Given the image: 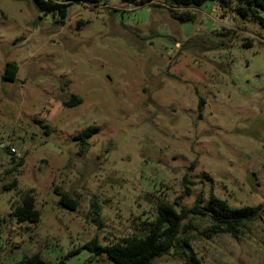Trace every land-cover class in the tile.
Segmentation results:
<instances>
[{"label":"rangeland","instance_id":"374dc122","mask_svg":"<svg viewBox=\"0 0 264 264\" xmlns=\"http://www.w3.org/2000/svg\"><path fill=\"white\" fill-rule=\"evenodd\" d=\"M152 2H72L60 21L31 0H0V264L33 253L116 264L84 244L140 233L161 202L264 207V27L236 15L237 0L189 7L190 19ZM72 95L81 101L64 105ZM28 190L39 221L17 223L11 205ZM182 223L152 264H187L189 251L203 264H264V212L238 238L209 234L207 217Z\"/></svg>","mask_w":264,"mask_h":264},{"label":"trees","instance_id":"16d2710c","mask_svg":"<svg viewBox=\"0 0 264 264\" xmlns=\"http://www.w3.org/2000/svg\"><path fill=\"white\" fill-rule=\"evenodd\" d=\"M38 11L47 13L58 11L63 21L67 8L72 2H83L85 0H31ZM128 4L142 5L150 3L156 5L152 0H123ZM173 15L181 19H190L192 14L186 9L203 4L207 0H164ZM218 8L226 11L230 6V0H212ZM232 11L243 18H250L264 27V0H237L231 7ZM17 70L13 65L5 70L3 80L11 81L14 79ZM80 98L72 95L64 105L72 106L80 102ZM202 102V101H200ZM95 128L83 130L78 137L81 138V151H85V139ZM15 161V157H11ZM21 160L18 161L20 164ZM16 180L4 185V189L16 187ZM54 192L59 196L58 203L61 207L74 210L77 201L69 192L54 188ZM91 207L96 216L100 215V206L96 200L91 201ZM263 205L239 206L234 207L224 199L211 195L208 201H204L199 194L191 207H181L179 211L168 202H161L156 207V213L151 221L143 222L145 225L140 233H133L129 236L120 238L118 241L101 245L96 238L87 241L83 247L93 254L104 252L106 256L116 264H152L153 261L167 254L170 248L176 246L181 234L185 232L186 225L182 223L188 216H203L209 220L206 228L209 234H229L233 238H238L243 232L246 224L260 219L262 216ZM11 215L17 223L39 221V212L35 207V199L31 190L21 194L18 201L11 205ZM185 247L188 246L187 240H182ZM77 250L71 252L75 253ZM187 264H203L194 253L189 251L186 257ZM15 264H47L38 253L24 255ZM86 264H90L87 262Z\"/></svg>","mask_w":264,"mask_h":264}]
</instances>
